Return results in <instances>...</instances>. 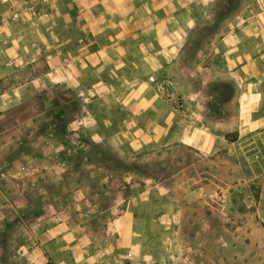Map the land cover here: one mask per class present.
I'll return each instance as SVG.
<instances>
[{"label":"crops","instance_id":"1","mask_svg":"<svg viewBox=\"0 0 264 264\" xmlns=\"http://www.w3.org/2000/svg\"><path fill=\"white\" fill-rule=\"evenodd\" d=\"M217 2L0 0V57L21 69L29 64L26 84L50 111L64 106L62 136L84 150L92 141L122 156L188 146L211 157L236 142L228 140L235 127L239 140L264 127V0L244 4L234 21L226 18L219 31L203 35L207 50L192 58L202 22L215 23ZM150 76L174 81L188 98L184 115L163 100ZM131 228L121 231L129 251ZM45 230L10 264H48L52 255L54 264H86L83 246L73 247L83 232Z\"/></svg>","mask_w":264,"mask_h":264},{"label":"rangeland","instance_id":"2","mask_svg":"<svg viewBox=\"0 0 264 264\" xmlns=\"http://www.w3.org/2000/svg\"><path fill=\"white\" fill-rule=\"evenodd\" d=\"M253 2L218 0L191 57L207 50L203 35ZM21 68L0 57L2 264L39 244L46 228L83 232L73 247L83 246L86 264H264V127L240 140L235 127L228 140L236 142L211 157L188 146L122 156L92 141L84 150L62 136L64 106L50 111L26 84L29 64ZM124 224L136 234L131 252Z\"/></svg>","mask_w":264,"mask_h":264},{"label":"built area","instance_id":"3","mask_svg":"<svg viewBox=\"0 0 264 264\" xmlns=\"http://www.w3.org/2000/svg\"><path fill=\"white\" fill-rule=\"evenodd\" d=\"M149 82L156 87L163 100L172 106L177 114L184 115L186 113L188 98L177 90L172 79H158L155 76H150Z\"/></svg>","mask_w":264,"mask_h":264}]
</instances>
